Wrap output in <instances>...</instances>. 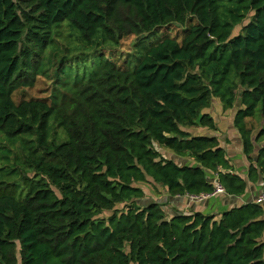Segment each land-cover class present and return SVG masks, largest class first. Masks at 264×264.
<instances>
[{"label": "trees", "instance_id": "obj_1", "mask_svg": "<svg viewBox=\"0 0 264 264\" xmlns=\"http://www.w3.org/2000/svg\"><path fill=\"white\" fill-rule=\"evenodd\" d=\"M193 18L134 67L76 55L60 82L59 52ZM41 75L49 98L16 101ZM214 99L236 109L248 180L264 187V0H0V264H264L262 204L216 218L142 203L150 182L173 197L212 194L215 179L246 192L219 139L187 130L217 129Z\"/></svg>", "mask_w": 264, "mask_h": 264}, {"label": "crops", "instance_id": "obj_2", "mask_svg": "<svg viewBox=\"0 0 264 264\" xmlns=\"http://www.w3.org/2000/svg\"><path fill=\"white\" fill-rule=\"evenodd\" d=\"M213 110H217L215 113L213 110L208 112L214 118L217 129L210 130L205 127L190 128L187 129L192 134H201L208 136H215L220 141V146L223 147L226 151L227 158L230 160V163L233 166V172L239 174L241 177L247 180V189L246 192L241 196H231L228 195L225 191L217 193L206 197L201 201H195L190 198L189 195L183 197H173L171 196L164 188L159 186L160 190H164L162 199H155V201L161 200V203H165L164 210L169 216L175 214H192L193 212H202L204 214H213L216 218H220L221 213L225 210H229L233 207L240 206L244 203H258V198L261 192L264 190L263 182L259 179L257 182H252L248 180V167L250 165L247 160L242 146L241 136L234 126V117L236 109H227L223 108V105L219 99H214L212 103ZM162 155L165 158H175L174 160L177 164L180 161L185 164H194L193 161L189 158H180L178 159L167 152L165 149H159ZM178 161V162H177ZM180 165V164H179ZM216 187V179L212 181ZM264 207V202L260 203Z\"/></svg>", "mask_w": 264, "mask_h": 264}, {"label": "rangeland", "instance_id": "obj_3", "mask_svg": "<svg viewBox=\"0 0 264 264\" xmlns=\"http://www.w3.org/2000/svg\"><path fill=\"white\" fill-rule=\"evenodd\" d=\"M247 21H245V23H247ZM197 24V19L193 18L192 20H189L185 25H179L176 23H170L168 25H162L160 27H158L154 33L149 36V38L147 39H141V37H128L125 38L122 43L119 46H111L108 45L106 47H104L101 50H97L95 51L93 48H85L83 49V51L81 53H79L78 51H73V53L70 54V52H59L56 60L57 63L59 62V60L62 57H66L69 62L70 65L68 67H66V72L65 74H61L60 76V82L62 83L63 80L66 79H71L77 71V62L72 61V57L79 55L81 57H84L86 59V63L88 65H92V63H94L95 61H97L98 57H100L102 54H104L105 56H107L108 58L111 59H115L117 61L118 64L121 65H129L130 67H134L137 63V59L143 55L144 53H146L150 47H152L153 45L159 43L160 41H162L163 39H165L166 37H172L175 38L179 41L182 40V38L184 37V34L186 32V30L192 26V25H196ZM59 47H63V43L59 42ZM115 56L114 58L113 55ZM57 67V65H56ZM55 67V68H56ZM53 78H46V76L44 77L43 75L39 76L36 84L34 87L31 88H25L22 89L21 91H18L15 93V100L19 101L21 99V97L23 98H49L48 96H50L52 90L54 89V84H53ZM213 110V107H210V112ZM217 110H213V112L215 113ZM260 113V109L258 108V114ZM259 116V115H258ZM52 128H56L54 123L52 122ZM60 133H62V130L60 128H57ZM62 139H64V137L62 136ZM160 148V147H157ZM165 149L167 152L171 153V155L175 156L177 159L179 157H177V155H175L171 150ZM182 158V157H180ZM167 159H174L175 158H168ZM183 159V158H182ZM176 161V160H175ZM178 162V161H177ZM180 165H183V162L180 161L179 162ZM145 190L146 193V197L143 200L142 203H148V202H161V200L155 201V199H162L163 198V191L159 189L160 185H156L154 183H142L141 184ZM167 205V204H166ZM108 214V213H107ZM168 214V213H167ZM169 216V214H168Z\"/></svg>", "mask_w": 264, "mask_h": 264}, {"label": "built area", "instance_id": "obj_4", "mask_svg": "<svg viewBox=\"0 0 264 264\" xmlns=\"http://www.w3.org/2000/svg\"><path fill=\"white\" fill-rule=\"evenodd\" d=\"M224 191V188L218 183L216 182V187H215V191L212 193V194H202V195H199V196H194V195H189L190 198L192 200H195V201H201L203 199H205L206 197H209L211 195H215L217 193H220V192H223ZM264 202V190L261 192L259 198H258V203H263Z\"/></svg>", "mask_w": 264, "mask_h": 264}, {"label": "water", "instance_id": "obj_5", "mask_svg": "<svg viewBox=\"0 0 264 264\" xmlns=\"http://www.w3.org/2000/svg\"><path fill=\"white\" fill-rule=\"evenodd\" d=\"M141 37H145V34H142Z\"/></svg>", "mask_w": 264, "mask_h": 264}]
</instances>
